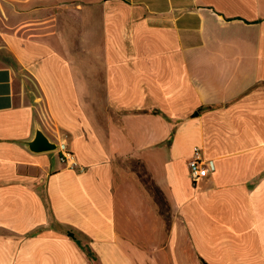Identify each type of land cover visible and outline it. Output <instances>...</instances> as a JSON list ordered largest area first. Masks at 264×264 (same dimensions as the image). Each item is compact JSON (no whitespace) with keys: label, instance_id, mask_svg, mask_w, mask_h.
<instances>
[{"label":"crops","instance_id":"obj_1","mask_svg":"<svg viewBox=\"0 0 264 264\" xmlns=\"http://www.w3.org/2000/svg\"><path fill=\"white\" fill-rule=\"evenodd\" d=\"M0 264H264V0H0Z\"/></svg>","mask_w":264,"mask_h":264},{"label":"built area","instance_id":"obj_2","mask_svg":"<svg viewBox=\"0 0 264 264\" xmlns=\"http://www.w3.org/2000/svg\"><path fill=\"white\" fill-rule=\"evenodd\" d=\"M56 150L59 155V160L64 167L80 173L86 171V167L78 161L75 153L69 149L67 142L59 143ZM188 171L189 177L194 184L200 183L209 175L208 163L204 159L199 147H194L193 149L192 158L188 163Z\"/></svg>","mask_w":264,"mask_h":264},{"label":"water","instance_id":"obj_3","mask_svg":"<svg viewBox=\"0 0 264 264\" xmlns=\"http://www.w3.org/2000/svg\"><path fill=\"white\" fill-rule=\"evenodd\" d=\"M28 148L35 153L51 152L57 149V144L53 143L41 128H36L34 138L28 143Z\"/></svg>","mask_w":264,"mask_h":264},{"label":"rangeland","instance_id":"obj_4","mask_svg":"<svg viewBox=\"0 0 264 264\" xmlns=\"http://www.w3.org/2000/svg\"><path fill=\"white\" fill-rule=\"evenodd\" d=\"M138 171L141 173V175L143 176L144 175V172H143V169L141 168V165H139V167H138ZM144 182H145V184H147L148 185V180H147V178H144ZM150 186V185H149ZM150 188H151V186H150ZM154 193V196H155V198H156V201H158V202H162L163 201V198H162V196L159 194V193H157V191L155 190V191H153ZM167 211L165 210L164 211V213H166Z\"/></svg>","mask_w":264,"mask_h":264},{"label":"trees","instance_id":"obj_5","mask_svg":"<svg viewBox=\"0 0 264 264\" xmlns=\"http://www.w3.org/2000/svg\"><path fill=\"white\" fill-rule=\"evenodd\" d=\"M70 236H71V237H74V235H73V234H70Z\"/></svg>","mask_w":264,"mask_h":264}]
</instances>
